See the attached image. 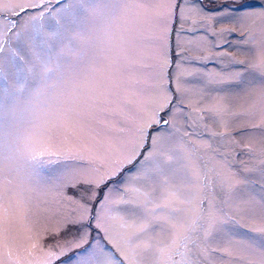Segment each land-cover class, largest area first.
Segmentation results:
<instances>
[{
	"label": "snow or ice",
	"instance_id": "6c2138e0",
	"mask_svg": "<svg viewBox=\"0 0 264 264\" xmlns=\"http://www.w3.org/2000/svg\"><path fill=\"white\" fill-rule=\"evenodd\" d=\"M50 3L0 0V14L19 16ZM55 3V11L28 15L31 31L13 33L15 48L5 38L17 22L0 18V264H264V139L256 140L264 138V0H219L214 16L189 0ZM193 16L228 18L234 27L221 34L238 31L252 57L247 63L233 57L244 67L228 77L247 100L239 111L223 98L189 107L192 122L199 121L210 138L224 137L233 154L241 144L228 131L229 120L246 121L238 134L248 138L242 148L252 163L240 171L255 179L227 164L221 171L192 168L176 178L180 168H188L183 161L189 156L177 155L171 135L162 131H179L175 119L182 111L169 88L167 37L172 23L183 29ZM153 28L159 32L147 35ZM147 40L163 41L157 57L139 54ZM176 67L172 80L183 95L181 77L192 73ZM149 79L153 91L145 96ZM205 114L225 131H213ZM201 146L212 147L207 141ZM138 158V175L123 195L112 200L108 189L98 200L101 187ZM61 163L63 168L41 176V169ZM53 190L55 207L46 199ZM93 202L100 207L95 215ZM109 204L125 207L113 212ZM44 213L60 218L49 227ZM90 220L103 243H90ZM241 228L254 235H240ZM21 233L27 243L14 255ZM42 233L58 239L45 247L38 242ZM61 233L69 238L60 240ZM75 249L84 250L62 260Z\"/></svg>",
	"mask_w": 264,
	"mask_h": 264
},
{
	"label": "rangeland",
	"instance_id": "374dc122",
	"mask_svg": "<svg viewBox=\"0 0 264 264\" xmlns=\"http://www.w3.org/2000/svg\"><path fill=\"white\" fill-rule=\"evenodd\" d=\"M37 2H39V0H37ZM189 4H197L199 7L203 8L208 16L217 15L219 11V0H202V2L201 0H189ZM58 7H60V5H57L55 0H51L50 4H43L41 8L29 9L28 13H21L19 16H13L10 13L0 14V18L6 17L7 19L17 22V27L9 32L5 39L11 43L12 47H17V42L13 38V33L16 31L24 33L31 31V24L27 21L28 15L38 13L44 8H50L52 11H55ZM45 16V23L51 24L52 21L47 19L49 13H46ZM192 20H196L197 23L193 25ZM170 27L171 31L167 37L168 57L171 60V66L167 68L170 79L169 88L173 91V105L182 109V111L177 112L175 119V128H178L179 131H175L169 126H164L162 131L171 135L177 155L188 154L189 156L188 159L183 161L184 164L188 165V168L179 169L176 177L177 180L187 175L192 168L206 171L205 165L210 168H215L217 171H221L224 165L227 164L241 176L248 175L240 171L242 164L252 163L245 158L242 148V146L248 142V138L238 134L239 131L244 130L241 125L245 124L246 121L229 120L230 127L228 131L231 132L241 144V148L236 149L235 154L232 153L224 137L217 136L210 138V135L204 131L199 121L195 124L192 122L195 116V113L192 112V107H204L207 104L213 103L216 98H223L224 102L229 104L236 111H239L242 106L246 105V98L242 94H237L240 92L239 86L228 80V77L234 71L244 67L243 65L233 63V57L237 60H243L245 63L252 59L242 43L243 38L238 31L232 32L231 34H221L220 30L222 28L234 27L226 17L209 21L193 16L184 23L183 29L180 28L179 22L172 23ZM193 28H195L194 31L192 30ZM158 32V28H153L147 35H155ZM162 46L163 41L147 40L139 50V54L145 58L157 57ZM18 50L21 51V55L25 54L22 47ZM153 62H155V60ZM177 64L181 65V70H187V72L192 73L191 75H184L181 77V83L184 88L187 89L183 95L175 92V82L172 80V77H174L178 71L176 67ZM148 76L154 77L155 73H149ZM150 83L151 79H149L148 84L144 86L145 96L150 95L153 91L151 87H149ZM181 99L184 100L183 104L179 103ZM189 104H191L192 107H189ZM190 113L192 114L191 116L189 115ZM133 114H135L134 111ZM116 123L118 127L125 126L120 121H116ZM205 123L217 133L225 131L218 121L210 119L207 114H205ZM185 133H187V135H185ZM262 139L264 138L260 136L256 137L257 141ZM203 141L211 143L212 147H202L201 143ZM148 149L149 144L146 143L144 149L141 150V158ZM141 158H138L132 164L126 165L119 175L108 181L106 185H103L99 190L100 196L98 200H102L103 196L108 194V189H111L112 200L119 199V197L123 195V189L126 183L132 181V178L138 175V171L141 167ZM63 167L64 165L62 163L48 165L41 169V176L46 179L49 174ZM248 178L255 179V176L248 175ZM139 183L143 182L141 181ZM256 189L259 191L258 185H256ZM66 192L75 195V190L71 188L67 189ZM193 193L194 190L193 192L187 193V195L191 196ZM209 195H211V193H209ZM217 195H219L218 192ZM46 199L49 201V206L55 207V200L57 199L56 192L54 190L48 192ZM91 207L93 209V215L100 211L98 202H93ZM109 207L113 212H116L123 209L125 206L109 204ZM66 211L67 206L61 210L62 213ZM42 217L49 227L53 226L56 220L60 218L59 216L48 218L47 213L42 214ZM94 223V220L89 221L91 225L90 243L93 238H100L103 243V233L99 232V230L94 227ZM256 226L261 225L258 223ZM69 231L71 232L72 230L70 229ZM237 232L247 237H252L254 235L243 228L237 229ZM67 238H69L67 233H61L59 239L64 240ZM162 238H166V234ZM56 239L58 238L51 236L44 238V234L42 233L38 242L47 247ZM26 243L24 233H21L20 239L14 241L12 247L14 255L18 251H22V246ZM85 247H87V245H85ZM83 250L84 249H75L63 257L62 260L68 261L71 257L75 256L76 252H82ZM55 264H61V262L56 261Z\"/></svg>",
	"mask_w": 264,
	"mask_h": 264
},
{
	"label": "flooded vegetation",
	"instance_id": "af4514ba",
	"mask_svg": "<svg viewBox=\"0 0 264 264\" xmlns=\"http://www.w3.org/2000/svg\"><path fill=\"white\" fill-rule=\"evenodd\" d=\"M176 26H178V25H176ZM176 26H175V27H176Z\"/></svg>",
	"mask_w": 264,
	"mask_h": 264
}]
</instances>
